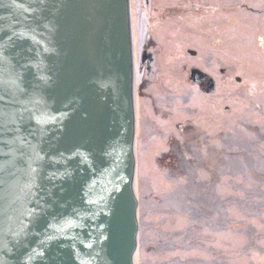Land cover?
I'll return each mask as SVG.
<instances>
[{
	"label": "water",
	"instance_id": "1",
	"mask_svg": "<svg viewBox=\"0 0 264 264\" xmlns=\"http://www.w3.org/2000/svg\"><path fill=\"white\" fill-rule=\"evenodd\" d=\"M131 2L0 0V264H135Z\"/></svg>",
	"mask_w": 264,
	"mask_h": 264
},
{
	"label": "rangeland",
	"instance_id": "2",
	"mask_svg": "<svg viewBox=\"0 0 264 264\" xmlns=\"http://www.w3.org/2000/svg\"><path fill=\"white\" fill-rule=\"evenodd\" d=\"M160 1L164 0L131 2L134 56L139 64L138 50L151 38L159 47L149 49L148 62H155L159 51L160 64L170 69L159 67L152 78H165L168 89L174 90L175 83L168 75L175 71L177 49L189 40L207 36L202 29L193 30L172 20ZM156 7L159 12L154 11ZM210 37L214 41L211 48L200 47L210 59L203 61L208 65L205 72L219 79L216 74L226 64L237 73L230 74L232 80H228L232 89L246 88L247 83L251 90L237 99L218 85L210 96H203L185 81L183 62L178 73L185 102L177 107L170 99H162L166 96L162 84L150 87L160 100L162 110L157 118L163 124L156 138L152 136L153 123L148 126L139 120L136 128L140 230L135 264H264V72L252 73L253 66L239 64L240 59L223 60L231 54L227 49L238 44L234 33ZM194 61L202 63V59ZM235 76L242 81H234ZM141 78L145 80L143 75ZM169 103L172 108L167 111L164 106ZM255 103L258 112L249 109ZM189 179L193 188L186 200Z\"/></svg>",
	"mask_w": 264,
	"mask_h": 264
},
{
	"label": "flooded vegetation",
	"instance_id": "3",
	"mask_svg": "<svg viewBox=\"0 0 264 264\" xmlns=\"http://www.w3.org/2000/svg\"><path fill=\"white\" fill-rule=\"evenodd\" d=\"M148 1L149 0H147V2ZM161 2L164 3V6L161 7H167L170 11V18H172V20L175 22L178 21L182 26L193 28V30L202 29L207 37L201 40H189L182 45V48L179 50L177 49V55H174L173 63V65H175V71H172L173 73L168 75L170 80H173L175 83V85H173V87H175L174 90L168 89L165 78L163 80H160L159 76L155 79L152 78V76L158 74L159 67H161L162 70H170L163 68L162 63L160 64L159 56L161 55L159 51L155 53L157 57L156 61L148 62L149 49L153 48L152 46L158 49L159 45L154 44L151 38H148L139 48L138 52L140 53L141 61L138 64L137 57H135L136 69L134 77L136 122L138 124L140 120L143 124H148V126L153 123L154 128L152 130V136L155 138L162 133L161 126L163 121L157 118L162 108L161 106L159 107L160 100L157 99V96H153L149 89L151 86L160 83L163 85L166 94V96L162 94V99H170V103L175 102V106H177L178 103L182 104V102H185L182 88L180 87L182 86V77L181 74L178 73V67L181 62L186 65L187 69L185 72L187 76L185 81L190 83L192 87H196L197 91L203 96H210V93L215 92L218 85L225 90V94L227 92L230 96L232 93L237 99H240L243 97V94L251 90V86L247 83H245L246 86H248L246 88L237 90L232 89L228 80L231 79L230 74L237 73L235 72V68L226 67V64L222 65L224 68L219 69L218 74H216L219 79L214 77L213 74L205 72L204 66L208 65L203 63V61H210V59L204 53V49L200 47H202V45H209L211 48L214 41H212L210 35L234 33V39L238 40V44L227 49L231 54L225 55L223 60L231 62L246 57L247 60H243L244 63L237 60L240 62L239 64H251L253 66L252 73H259V71L264 72V0H164L160 1V3ZM156 10L159 12L160 8L156 7L154 11ZM151 16L153 17V14H151ZM151 16H147L149 20ZM176 28L177 31V25ZM185 44L186 46H184ZM143 54L146 55L145 58ZM194 59H202V63L200 64L194 61ZM152 70H154V73L149 78L148 73ZM163 72L165 73V71ZM163 72H161V74H163ZM141 75L144 76L145 80L141 78ZM148 80L149 82H147ZM233 80L236 82L242 81L237 76H235ZM141 100H144L145 103L141 102ZM164 108L168 111L172 108V105H166ZM258 108V104L255 103L253 107L249 109H252L253 112H258ZM248 112L249 110L246 111V114ZM150 118H152V120H150L149 123L148 119ZM173 138L176 139L177 137L173 136ZM177 143L178 145L180 144L179 140H177Z\"/></svg>",
	"mask_w": 264,
	"mask_h": 264
},
{
	"label": "trees",
	"instance_id": "4",
	"mask_svg": "<svg viewBox=\"0 0 264 264\" xmlns=\"http://www.w3.org/2000/svg\"><path fill=\"white\" fill-rule=\"evenodd\" d=\"M166 155H168V154H165L164 156H166ZM164 159L165 158L163 157V159L160 160V162L162 163ZM168 174H171L169 170H168ZM181 176H183V175H181ZM191 183H192V180L189 179L188 182L185 185V187H187V190H186L185 195H184V198H186V200L189 198L190 193H192V188L193 187H192Z\"/></svg>",
	"mask_w": 264,
	"mask_h": 264
},
{
	"label": "bare ground",
	"instance_id": "5",
	"mask_svg": "<svg viewBox=\"0 0 264 264\" xmlns=\"http://www.w3.org/2000/svg\"><path fill=\"white\" fill-rule=\"evenodd\" d=\"M132 34H133V26H132ZM134 35V34H133Z\"/></svg>",
	"mask_w": 264,
	"mask_h": 264
}]
</instances>
